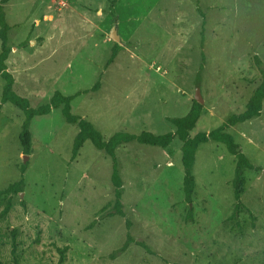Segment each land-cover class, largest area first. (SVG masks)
I'll return each mask as SVG.
<instances>
[{
    "label": "rangeland",
    "instance_id": "374dc122",
    "mask_svg": "<svg viewBox=\"0 0 264 264\" xmlns=\"http://www.w3.org/2000/svg\"><path fill=\"white\" fill-rule=\"evenodd\" d=\"M4 10L13 89L33 107L55 91L79 93L71 113L106 140L118 132H174L170 118L189 111L197 88L204 112L190 135L209 132L244 111L260 83L253 58L264 65V0H10ZM2 85L0 77V190L25 182L23 192L0 199V212L12 201L8 215L0 213L4 263L14 264V240L17 264H59L64 247L61 264H264V171H244L243 207L230 220L235 158L223 144L198 147L187 203L178 138L164 149L123 143L115 160L124 215L102 219L99 210L114 200L113 158L87 140L73 160L78 126L61 108L34 117L32 151L24 154V114L1 102ZM226 130L264 169V100L260 118ZM127 235L146 248L133 242L112 257Z\"/></svg>",
    "mask_w": 264,
    "mask_h": 264
},
{
    "label": "trees",
    "instance_id": "16d2710c",
    "mask_svg": "<svg viewBox=\"0 0 264 264\" xmlns=\"http://www.w3.org/2000/svg\"><path fill=\"white\" fill-rule=\"evenodd\" d=\"M9 1L10 0H0V77L3 80L1 102L12 104L13 106L20 109L24 114V120L18 136L20 146L24 154H30L32 151L33 137L30 131V126L34 117L47 115L53 108H61V112L65 117V120L68 123L76 124L78 126V132L75 135L72 148L71 158L73 160L78 156L81 147L87 140H90L95 148L104 151L107 155L113 158L114 163L112 168L111 182L113 185L114 200L112 203L105 205L99 210L98 213L103 219L114 215H124L122 207V181L117 168V162L115 160V150L121 144L138 142L141 144L156 146L164 149L169 146L175 138H178L182 143V165L184 168L183 189L185 201L187 203H191L193 201V195L196 187L195 178L192 174L196 151L201 144L208 141L221 143L235 158V169L232 185L236 205L229 219L234 220L238 218L239 209L240 207H243V203L240 199L241 192L238 189V185L241 183L244 171L249 169L258 172L264 171V169L251 163L246 154L239 150L234 136L226 129L229 126H235L239 123H245L253 118L260 116L261 114L264 100V65L258 56H254L253 60L260 74V83L251 95L244 111L227 116L225 122L217 126L215 129H212L209 132H199L194 136L190 135V131L196 126V123L198 122L201 114L204 112L203 105L196 100H192L189 111L186 114L170 118L171 123L175 126L174 132H168L162 135H155L151 132L146 131H143L138 135L118 132L106 140L104 139L102 133L93 125V123L79 115L71 113L72 100L77 95H79V93L73 95H64L60 91H55L48 103L42 104L38 107H33L27 97L19 95L13 89L14 77L12 73L8 71V67L6 64L12 49L11 46H9V31L11 27L7 22L6 13L4 10V6ZM119 48L120 45L118 43H115L112 49V54L107 62V66L114 61ZM201 70L202 65H200L199 71L198 73H196L197 81L200 78ZM98 87L99 82L95 84L92 90H96ZM24 171L25 169L22 168L21 174H23ZM24 185L25 182L23 178L9 184L6 188L0 190V199L7 194L12 195L23 192ZM22 203L23 201H20V205H22ZM22 207L25 206L22 205ZM11 208L12 201L9 199L5 205V208H3L0 212L1 217L7 216ZM245 208L248 213L252 215L251 211L247 207ZM193 216V208L189 207L186 214V220L192 221ZM11 233L12 236H14L15 232L12 231ZM36 242H38V240H35V243ZM133 242L139 244L141 247H145L142 242H135L131 235H127L124 244L111 254L112 257H115L119 253L124 252ZM2 244L3 240L0 238V246ZM58 250L60 254L59 264H61L64 261L67 247L59 248ZM146 251H149V249H146ZM16 253L17 246L15 241L13 240L11 244V254L14 257V264H17ZM0 264L6 263L0 260Z\"/></svg>",
    "mask_w": 264,
    "mask_h": 264
},
{
    "label": "water",
    "instance_id": "95a60500",
    "mask_svg": "<svg viewBox=\"0 0 264 264\" xmlns=\"http://www.w3.org/2000/svg\"><path fill=\"white\" fill-rule=\"evenodd\" d=\"M116 27L114 28L113 32L111 33V37L114 38L117 42H119L120 38H119L118 34L116 33V30H117ZM194 100H196L200 104H202V102H203V99L201 98L200 93H199V88H197Z\"/></svg>",
    "mask_w": 264,
    "mask_h": 264
},
{
    "label": "crops",
    "instance_id": "0c3cea01",
    "mask_svg": "<svg viewBox=\"0 0 264 264\" xmlns=\"http://www.w3.org/2000/svg\"><path fill=\"white\" fill-rule=\"evenodd\" d=\"M262 110H263V106H262ZM261 115H262V111H261V114H260V116H258V117H256V118H260V117H261ZM257 124H259V121H257Z\"/></svg>",
    "mask_w": 264,
    "mask_h": 264
}]
</instances>
